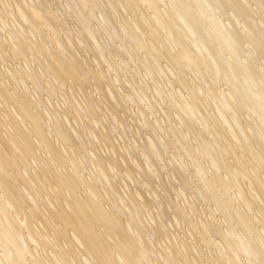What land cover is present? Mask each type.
Masks as SVG:
<instances>
[{
    "label": "bare ground",
    "instance_id": "obj_1",
    "mask_svg": "<svg viewBox=\"0 0 264 264\" xmlns=\"http://www.w3.org/2000/svg\"><path fill=\"white\" fill-rule=\"evenodd\" d=\"M0 264H264V0H0Z\"/></svg>",
    "mask_w": 264,
    "mask_h": 264
},
{
    "label": "rangeland",
    "instance_id": "obj_2",
    "mask_svg": "<svg viewBox=\"0 0 264 264\" xmlns=\"http://www.w3.org/2000/svg\"><path fill=\"white\" fill-rule=\"evenodd\" d=\"M261 104V103H260Z\"/></svg>",
    "mask_w": 264,
    "mask_h": 264
}]
</instances>
